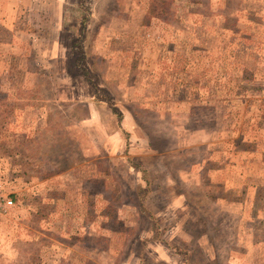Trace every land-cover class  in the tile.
Masks as SVG:
<instances>
[{"label": "rangeland", "instance_id": "1", "mask_svg": "<svg viewBox=\"0 0 264 264\" xmlns=\"http://www.w3.org/2000/svg\"><path fill=\"white\" fill-rule=\"evenodd\" d=\"M0 264H264V0H0Z\"/></svg>", "mask_w": 264, "mask_h": 264}, {"label": "built area", "instance_id": "2", "mask_svg": "<svg viewBox=\"0 0 264 264\" xmlns=\"http://www.w3.org/2000/svg\"><path fill=\"white\" fill-rule=\"evenodd\" d=\"M13 202L8 199L0 187V214L5 213L6 209L11 208Z\"/></svg>", "mask_w": 264, "mask_h": 264}]
</instances>
